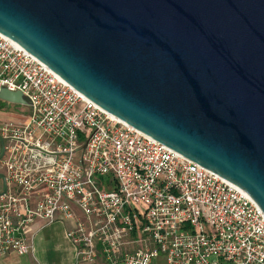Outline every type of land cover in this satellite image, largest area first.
Returning a JSON list of instances; mask_svg holds the SVG:
<instances>
[{
  "label": "built area",
  "instance_id": "built-area-1",
  "mask_svg": "<svg viewBox=\"0 0 264 264\" xmlns=\"http://www.w3.org/2000/svg\"><path fill=\"white\" fill-rule=\"evenodd\" d=\"M0 252L25 226L71 221L77 255L110 264H264V216L235 185L112 117L0 35Z\"/></svg>",
  "mask_w": 264,
  "mask_h": 264
},
{
  "label": "water",
  "instance_id": "water-1",
  "mask_svg": "<svg viewBox=\"0 0 264 264\" xmlns=\"http://www.w3.org/2000/svg\"><path fill=\"white\" fill-rule=\"evenodd\" d=\"M0 35L264 216V0H0Z\"/></svg>",
  "mask_w": 264,
  "mask_h": 264
},
{
  "label": "crops",
  "instance_id": "crops-1",
  "mask_svg": "<svg viewBox=\"0 0 264 264\" xmlns=\"http://www.w3.org/2000/svg\"><path fill=\"white\" fill-rule=\"evenodd\" d=\"M0 174L3 175L0 170ZM3 187L0 181V193ZM75 224L71 221L45 224L35 221L23 229V239L31 245L26 255L15 252H0V264H110L99 256L91 261L78 257L76 246L68 236L74 231ZM152 264H165L158 259Z\"/></svg>",
  "mask_w": 264,
  "mask_h": 264
},
{
  "label": "rangeland",
  "instance_id": "rangeland-1",
  "mask_svg": "<svg viewBox=\"0 0 264 264\" xmlns=\"http://www.w3.org/2000/svg\"><path fill=\"white\" fill-rule=\"evenodd\" d=\"M21 110H24V107L21 105L8 104V103L0 101V115H2V116L16 115Z\"/></svg>",
  "mask_w": 264,
  "mask_h": 264
}]
</instances>
